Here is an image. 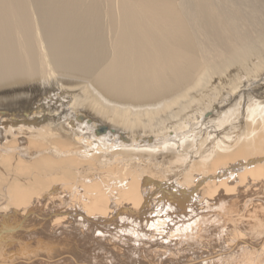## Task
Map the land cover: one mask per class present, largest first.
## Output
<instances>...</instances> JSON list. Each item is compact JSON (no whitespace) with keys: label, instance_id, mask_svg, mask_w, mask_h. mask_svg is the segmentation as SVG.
<instances>
[{"label":"bare ground","instance_id":"obj_1","mask_svg":"<svg viewBox=\"0 0 264 264\" xmlns=\"http://www.w3.org/2000/svg\"><path fill=\"white\" fill-rule=\"evenodd\" d=\"M0 264H264V0H0Z\"/></svg>","mask_w":264,"mask_h":264},{"label":"rangeland","instance_id":"obj_2","mask_svg":"<svg viewBox=\"0 0 264 264\" xmlns=\"http://www.w3.org/2000/svg\"><path fill=\"white\" fill-rule=\"evenodd\" d=\"M70 108H71V106H70L68 109H70ZM149 137H150V136H149ZM149 137H148V138H149ZM150 138H151V137H150Z\"/></svg>","mask_w":264,"mask_h":264}]
</instances>
